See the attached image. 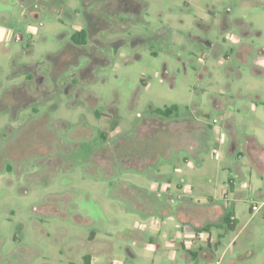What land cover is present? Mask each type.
<instances>
[{
  "label": "rangeland",
  "instance_id": "obj_1",
  "mask_svg": "<svg viewBox=\"0 0 264 264\" xmlns=\"http://www.w3.org/2000/svg\"><path fill=\"white\" fill-rule=\"evenodd\" d=\"M201 142L234 182L215 260L264 264V0H0V264H87L92 236L95 264H178L134 223L180 227L151 184Z\"/></svg>",
  "mask_w": 264,
  "mask_h": 264
},
{
  "label": "crops",
  "instance_id": "obj_2",
  "mask_svg": "<svg viewBox=\"0 0 264 264\" xmlns=\"http://www.w3.org/2000/svg\"><path fill=\"white\" fill-rule=\"evenodd\" d=\"M164 151L165 161L168 162L171 172L166 170L163 174L164 182H152L151 189L153 193H156V197L163 193L164 197L167 198L166 200L170 202L173 201V197L181 199L180 203L174 208L164 206L161 210L159 209L161 214L168 216L170 219L177 218L181 225L180 227L176 225L173 232L170 228L162 231L164 220L154 215V209L157 210V207H160V204L156 202L145 208L141 206L144 213L150 218L151 225H141L139 222H135V228L142 235L145 233L150 234L149 243L155 248L153 257L164 255L166 259L172 262L177 261L178 264H198L201 259L210 261L211 264H222V257L216 261L215 253L222 246L221 239L224 238V232L217 231L214 235L213 229L218 230L222 223H226L224 217L228 214V207L218 203L215 198L219 196L227 203L228 192L234 186V182L230 181L225 186L217 184L221 175L219 172L220 166L205 162L203 154L206 148L202 142L194 143L188 148L169 145ZM213 157L215 156L213 155ZM156 165L158 166L157 163H154L153 166ZM175 174H178V177ZM235 221L236 218L231 213L228 225L234 226L233 222ZM177 231L178 234H176ZM170 235H173V238ZM159 237L165 241L168 240V242H165V246H167L165 248L168 249L165 252L161 250L157 252L160 244L156 239H159ZM91 238L90 250L92 255L84 257L87 264H95L100 261L96 257L97 252L94 249L96 237L92 236ZM175 248L182 249V252L178 254ZM100 249L102 251L113 250L109 241L101 244ZM224 264L236 263L233 258H230Z\"/></svg>",
  "mask_w": 264,
  "mask_h": 264
},
{
  "label": "trees",
  "instance_id": "obj_3",
  "mask_svg": "<svg viewBox=\"0 0 264 264\" xmlns=\"http://www.w3.org/2000/svg\"><path fill=\"white\" fill-rule=\"evenodd\" d=\"M87 39V34L84 30H80L78 32H76L73 36H72V41L76 44V45H82L85 44ZM174 110H176V106H172L171 108L165 109V110H158L157 112L161 115H167L171 112H173ZM231 214H226V216L224 217V221L226 223H229V218H230Z\"/></svg>",
  "mask_w": 264,
  "mask_h": 264
},
{
  "label": "built area",
  "instance_id": "obj_4",
  "mask_svg": "<svg viewBox=\"0 0 264 264\" xmlns=\"http://www.w3.org/2000/svg\"><path fill=\"white\" fill-rule=\"evenodd\" d=\"M16 41H20V38L19 37H16ZM213 123H215V120L213 121ZM214 156L216 157L217 155L214 154ZM258 208L256 206H252V211H257Z\"/></svg>",
  "mask_w": 264,
  "mask_h": 264
}]
</instances>
